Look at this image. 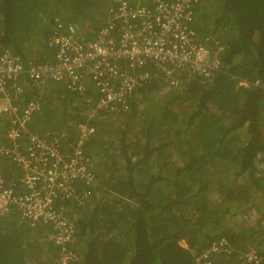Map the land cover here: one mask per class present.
Masks as SVG:
<instances>
[{
  "label": "trees",
  "instance_id": "obj_1",
  "mask_svg": "<svg viewBox=\"0 0 264 264\" xmlns=\"http://www.w3.org/2000/svg\"><path fill=\"white\" fill-rule=\"evenodd\" d=\"M104 2L0 0V50L31 55L28 45L37 39L44 60L56 18L87 26L84 37L93 36L106 18ZM216 12L200 0L191 26L202 42L221 40V71L208 79L184 76L173 86L149 64L151 79L125 108L90 118L96 133L85 149L94 180L77 183L78 194L62 206L80 241L72 264H199L221 237L236 249L253 246L264 264V88L238 83L264 84V0H221ZM51 86L18 99H44L34 121L39 133L74 141L71 126L88 117L79 110L70 117L59 101L76 97L81 109L82 99ZM12 166L2 167L9 181ZM50 228L0 211V264H60L53 240L39 241Z\"/></svg>",
  "mask_w": 264,
  "mask_h": 264
},
{
  "label": "built area",
  "instance_id": "obj_2",
  "mask_svg": "<svg viewBox=\"0 0 264 264\" xmlns=\"http://www.w3.org/2000/svg\"><path fill=\"white\" fill-rule=\"evenodd\" d=\"M199 1L111 0L93 36H82L76 22L56 18L58 29L46 45L51 54L44 60L8 47L0 50V211L15 209L23 220L49 225L60 264L79 260L80 241L62 206L76 195L77 183L90 185L94 180L93 160L85 149L96 133L90 118L125 108L128 98L151 79L149 64L165 71V80L173 86L184 76L208 79L221 71V40L208 37L202 42L191 26ZM238 83L264 88L259 79ZM51 85L81 95L88 118L74 125V141L65 142L48 129L39 133L34 121L44 99H18L25 90ZM8 163L15 168L10 181L2 168ZM215 255L221 258L212 263ZM197 261L263 264L256 248L236 249L226 237L213 241Z\"/></svg>",
  "mask_w": 264,
  "mask_h": 264
},
{
  "label": "rangeland",
  "instance_id": "obj_3",
  "mask_svg": "<svg viewBox=\"0 0 264 264\" xmlns=\"http://www.w3.org/2000/svg\"><path fill=\"white\" fill-rule=\"evenodd\" d=\"M104 1V0H103ZM145 0H141V2H144ZM109 2H111V0H106V2H104V3H106V5L108 6V4H109ZM202 2H203V8L204 9H207V10H212V11H217L218 12V10L220 9V4H221V0H202ZM216 12V13H217ZM106 16V15H105ZM59 17V16H58ZM101 18L99 17V19L98 20H100ZM81 35L82 36H86V34L88 33V29H87V26L86 27H81ZM79 97H81L80 95H79ZM52 100H54V96H52ZM79 100L80 99H78V98H76V97H74V98H72V101H70V100H65V101H63V100H60L59 102H60V104H62V106L66 109V110H69V115H70V117L72 116V115H78V110L80 111L79 113H80V115L81 116H85L86 115V110H85V108H84V105L83 104H81V109H77V106L79 105ZM57 106V105H56ZM57 113H58V111H57ZM59 118L57 117L56 118V127H58L59 126ZM72 121V120H71ZM72 127V130H74L73 129V126H71ZM74 133V132H73ZM73 133H72V131H71V133H69L67 136H66V138H71L72 136H73ZM74 135H75V133H74ZM63 139V138H62ZM251 215H253L254 216V214L251 212L250 213ZM8 215H12V216H17V217H21L20 216V213L18 212V211H16L15 209H13V210H10L9 211V213H8ZM36 240H38V238L36 239ZM44 240V237L43 238H40L39 239V241L41 242V241H43Z\"/></svg>",
  "mask_w": 264,
  "mask_h": 264
},
{
  "label": "crops",
  "instance_id": "obj_4",
  "mask_svg": "<svg viewBox=\"0 0 264 264\" xmlns=\"http://www.w3.org/2000/svg\"><path fill=\"white\" fill-rule=\"evenodd\" d=\"M35 37H36V35L34 36V38ZM36 40L33 41V38H32V41L33 42H31L30 45H28V48L27 49L28 50H34L35 49V53H32V54H35L37 56L38 53H37L36 49L38 48V43H35ZM6 214H8V213H6ZM48 234H50L49 237H44V240H46V241L52 240V238H51L52 236H51L50 231H48ZM57 253H58V248H57ZM32 259H34V257H32Z\"/></svg>",
  "mask_w": 264,
  "mask_h": 264
},
{
  "label": "clouds",
  "instance_id": "obj_5",
  "mask_svg": "<svg viewBox=\"0 0 264 264\" xmlns=\"http://www.w3.org/2000/svg\"><path fill=\"white\" fill-rule=\"evenodd\" d=\"M49 231H50V229H48ZM50 233H51V231H50ZM51 236H52V234H51Z\"/></svg>",
  "mask_w": 264,
  "mask_h": 264
}]
</instances>
